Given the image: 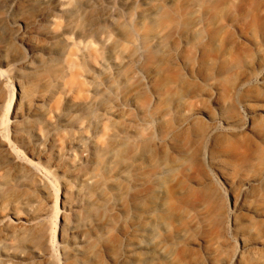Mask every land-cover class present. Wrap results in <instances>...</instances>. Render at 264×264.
<instances>
[{"label": "rangeland", "instance_id": "1", "mask_svg": "<svg viewBox=\"0 0 264 264\" xmlns=\"http://www.w3.org/2000/svg\"><path fill=\"white\" fill-rule=\"evenodd\" d=\"M35 1L0 0L1 137L49 177L54 201L0 144V264H264V0H83L70 19L69 0ZM46 208L6 242L15 214ZM149 223L170 258L127 251ZM245 244L256 256L237 257Z\"/></svg>", "mask_w": 264, "mask_h": 264}, {"label": "bare ground", "instance_id": "2", "mask_svg": "<svg viewBox=\"0 0 264 264\" xmlns=\"http://www.w3.org/2000/svg\"><path fill=\"white\" fill-rule=\"evenodd\" d=\"M40 1H42V4L43 3L44 4L45 3L50 4L54 0H40ZM82 1L83 0H69L68 2H66L67 4H69L68 7H66L65 6L66 3H64V6H65L64 7V16H66L67 18L70 19V17H72L74 15H78V14L81 15L80 11L83 9L82 7L85 6L84 2H82ZM129 1L130 0H121V3L126 4V3H129ZM35 2H37V1H35ZM79 17H81V16H79ZM91 21H92V18L85 17V15H84L82 17V21L80 22L81 27L83 28L85 25L89 24ZM68 41H70V40L68 39L66 32H64V38H62V39L58 38L57 41L54 42L53 45L49 46V49L51 50L52 53H54L55 57H59L63 52H65L66 45L68 44ZM70 44H72V42H70ZM89 48H91V47H89ZM69 50H68V53L65 55L66 61H67V64H69L68 66H70L71 69H74L75 67H77L76 60L74 57V54L76 53L75 48L71 49V51H69ZM92 50L89 54L93 59H95L96 53L94 52L95 50H93V51ZM19 61L21 62L22 65L32 67L31 66L32 64L30 62L24 61V58H21ZM118 65H120V64H118ZM102 70L108 72L107 64L102 65ZM75 72L76 71L71 73V77L68 81L69 88L73 89V90L79 86V82L77 80V74H76L77 72L76 73ZM107 78H110V76L108 75ZM92 81L96 82V78L93 77ZM20 88H21V90H23L22 86H20ZM95 90L98 92L99 88L96 87ZM79 92H81V94L83 95L85 90L83 88H80ZM84 97H85V95H84ZM12 106H13V104H12ZM98 110L100 111L103 118H107L108 116L116 115L118 113V110L115 109L114 106H108V105L107 106L102 105ZM8 111H10V110H8ZM12 116H13L12 122L14 124L13 125L14 133L16 135L21 134L23 137H26V127H27L28 121H30V120H29L28 115H26V113H24L20 110V102L19 101L13 106ZM5 122L6 121H5L4 117L0 118V144L4 145L6 147L8 155L13 161H16L17 164H19L21 166H25L26 168L31 169L36 178H39L40 180L46 182V186L49 189V192L51 193V198L54 201L52 190L55 189V186L51 183V181L49 180V177L46 174L42 173V171L40 170V167L36 163H34L33 161H31L25 157H22L20 150H18L16 148L15 144L13 145V143H12L13 141H9V140L4 139L5 137L4 138L1 137V135H2L1 129L3 128ZM43 143H45V141ZM76 144L80 148H84L86 146L85 142L82 139L77 140ZM89 179H90L89 177L86 178L87 181H89ZM250 184L251 183H248V185H250ZM246 189H248V188H246ZM23 203L26 207L31 206V202H29L27 200H23ZM50 211H51V208H46V209H44V211H42V213L40 215L31 217V218L22 217V216L15 214L14 217L16 218V227L13 230V232H10V234L5 237L6 242L12 243L16 239L17 236L24 234V232L29 227H33L37 223V221L40 219V217H42L43 214H46ZM62 223L64 225L67 223V218L65 215L62 216ZM67 225H68L69 230L71 232H75V231H78L80 229L77 226V224H74L72 222H69ZM155 231H156V224H153V223L147 224L144 229L140 230V238H137L133 243L128 245L127 251L131 254L135 253L136 251H141L143 254L142 258L145 260L152 259L155 257V255H159V256H162L164 258H170V254L165 250L164 246L162 244H158V243L154 242L153 239L155 236ZM78 232H80V235L82 237H80L79 240L73 242L75 251L80 249V243L84 241V237L82 235L83 233L80 230ZM181 234H183V233L181 232ZM33 251L38 252L39 247L34 246ZM245 253L250 254L253 257L256 256V253H257L256 252V246L253 244H245L244 249L242 250V252L237 254V257L241 258ZM2 254L6 255V256L10 255L9 251H6V250L3 251ZM20 255H22V253L18 252L17 256H20Z\"/></svg>", "mask_w": 264, "mask_h": 264}]
</instances>
